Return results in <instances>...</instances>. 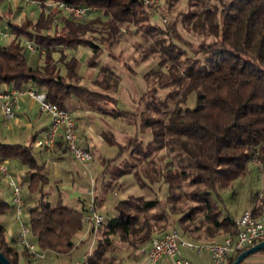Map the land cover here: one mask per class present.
<instances>
[{"label":"trees","instance_id":"obj_1","mask_svg":"<svg viewBox=\"0 0 264 264\" xmlns=\"http://www.w3.org/2000/svg\"><path fill=\"white\" fill-rule=\"evenodd\" d=\"M37 1L41 6L64 2L91 11L83 20L68 13L59 17L60 12L66 13L62 10L43 12L38 22L20 24L0 15L15 36L11 43L0 45V86L27 89L32 84L62 109L70 111V103L77 100L102 115L135 123L139 119L141 131L152 135L148 143L131 135L122 145L113 131L103 132L109 145L119 146L116 158L103 160L104 173L110 175L104 192L122 176L132 174L142 195L119 201L114 217L105 215L86 264H122L124 258L173 227L192 240L217 242L237 235L238 221L225 207L221 193L245 176L253 161H259L264 170V0H185L188 11L182 23L204 38L196 48L204 58L191 54L181 43L176 26L166 30L153 24L154 12L141 0ZM182 1L165 0L170 9ZM131 27L142 35L141 43L148 44L142 61L152 54L159 59L145 76L149 86L142 96L145 109L137 114L120 109L117 97L109 94L112 89L119 91L121 77L109 65L113 57L103 47L119 42L124 28ZM52 28L53 34L48 35L46 31ZM89 33L94 37L87 38ZM22 39L45 55L44 65L28 64ZM76 46L91 50L88 65L99 69L93 84L100 90L82 84L78 59L65 53ZM55 53L60 54L58 60ZM104 54L109 60L101 63ZM167 89L163 97L161 91ZM193 93L196 104L191 107L188 102ZM109 101L115 106L110 112ZM162 152L167 155L164 165L157 161ZM0 160L27 165L32 170L30 189L42 192L29 209L30 235L37 247L70 253L84 226V209L62 200L53 204L47 198L43 187L49 178L31 146L5 143L0 135ZM99 199L95 198L98 206L103 201ZM11 207L0 193V251L11 264H21V258L29 254L7 240L1 222ZM252 211L255 217L264 216V189L255 196ZM243 251L233 253L228 264Z\"/></svg>","mask_w":264,"mask_h":264},{"label":"rangeland","instance_id":"obj_2","mask_svg":"<svg viewBox=\"0 0 264 264\" xmlns=\"http://www.w3.org/2000/svg\"><path fill=\"white\" fill-rule=\"evenodd\" d=\"M51 4V2H49ZM42 8V9H40ZM58 7H49V5L39 7L38 4L32 3L25 0H11L8 3L7 0H0V15L11 19L12 21L20 24L23 21L30 20L32 22H38L41 18V14H55L58 11ZM188 11V5L185 0L178 3L175 8L170 9L166 4L165 0H161L159 10L154 13L152 18L153 24H158L163 29L169 30L170 25L176 26V32L182 38V44L186 47L188 46L191 50V54H196L199 58H204V54L197 53L196 48L203 42L204 38L200 37L198 34L186 30L183 26L182 19L183 14ZM60 16H64L67 13L60 12ZM6 21V19H5ZM54 32V28L51 29ZM49 30L46 32L48 33ZM8 31L4 21H0V45H7L13 40L11 36H5L4 33ZM87 38H93L94 35L89 33L86 35ZM15 38V36H14ZM142 35L135 32V28H124V33L119 36V42L113 45H104L105 54H111L112 60L109 63L110 66L115 68L116 72L121 77V83L119 91L117 93L114 90H110L111 96L117 97L118 107L120 109L128 110L133 112V114L140 113L145 109V102H143V93L147 90L148 83L146 81V74L157 67L158 57L153 55L148 58L147 61H142V53L148 48L147 43H141ZM22 46L24 47L25 57L28 64L31 67L42 66L45 63V55L40 54L39 51L30 50L27 46L25 39H22ZM187 47V48H188ZM69 58L76 57L79 61V72L83 76L82 84L88 87H92L95 90H100L98 86L93 84V81L98 75V67H90L88 62L91 58V50L86 46H76L74 48H67L64 50ZM101 57V63L107 62L109 59L106 55ZM53 57L58 60L60 58L59 53H55ZM63 70V65H61ZM64 71V70H63ZM4 85L0 86V90H4ZM169 91V89L161 91V95H164ZM27 95V94H25ZM28 96V95H27ZM77 100H72L76 102ZM189 105L193 107L196 104V94L193 93L189 97ZM75 106V104H80L87 110H92L87 104L77 101L76 103H70ZM107 110L110 112L112 108H115L112 101L107 103ZM70 111L73 113V106L69 107ZM16 112V109H15ZM74 117L77 115L74 113ZM16 116L7 121H14ZM99 124L105 127L107 130L113 131L116 135L117 141L120 144H126L127 139L131 135H138V137L148 143L152 139V135L149 132H142L140 129V120L135 123L127 118H114L112 116H100ZM5 117L0 107V135L5 143H22L28 145L30 134L27 138L14 137L12 131L5 128L4 125ZM79 135V133H78ZM99 140L98 137H96ZM79 140L80 135H79ZM82 143V141H80ZM98 155L91 162L90 170H87L80 163L74 164L72 170H63V166L54 163L53 161L47 162V168L50 174L48 182L44 185L43 190L47 194V198L56 204L60 198H62L63 203L78 207L79 203L82 201L86 206H90L95 200L98 194L102 191L104 183L110 180V175L105 174L103 158H116L119 153V146L109 145L105 141H97ZM96 142V143H97ZM97 143V144H98ZM34 153L36 157L40 159V147H34ZM39 148V149H38ZM166 153L162 152L158 154L157 161L159 164L164 165L166 159ZM70 163H67L69 165ZM6 166L9 169L10 175L4 177L0 175V193L3 199L11 203V190L9 188V180L13 179L17 185L22 188V196L27 198V209L22 215V219L28 223L29 220V209L36 205V202L42 196L41 190H32L29 187L30 180L29 176L25 177V173L19 172L16 167L14 160L6 162ZM66 168V167H64ZM57 171V172H56ZM59 172L60 177L55 174ZM159 186V185H157ZM264 189V170L261 167L259 161H253L249 164L248 173L235 180L228 188L222 191V197L224 200L225 207L234 215L236 218H240L246 209H253L254 198L257 194H260ZM83 190V192H81ZM91 191V192H90ZM94 194H93V193ZM140 196L142 195V190L135 181V177L132 174L122 176L113 187L107 192L105 196V201L100 207H97L98 211L103 216L114 217L116 213V205L119 201L128 198L129 196ZM80 197V198H79ZM24 199V198H23ZM13 209L9 211L6 215L1 218V222L6 227V238L11 241L10 230L18 231L20 224H14ZM85 214L88 213L86 209ZM84 228H86V223L84 222ZM93 238V237H92ZM90 238L86 242L85 248L90 246L93 239ZM34 242L36 239L33 238ZM96 244V242H95ZM36 245V243H35ZM19 247V246H18ZM22 251V248L19 247ZM41 260L40 262H42ZM44 262V261H43ZM21 264H37L33 262H28L24 257L20 260Z\"/></svg>","mask_w":264,"mask_h":264},{"label":"built area","instance_id":"obj_3","mask_svg":"<svg viewBox=\"0 0 264 264\" xmlns=\"http://www.w3.org/2000/svg\"><path fill=\"white\" fill-rule=\"evenodd\" d=\"M7 1L11 2V0ZM25 1L36 3L41 7L40 2L37 0ZM141 1L154 13L158 12L161 0ZM46 5L58 7L59 10L70 14L76 20L85 19L91 11L89 7L73 6L64 2H51V4L48 2ZM4 35L8 36L9 33L5 32ZM27 46L30 50H36L35 45L29 41L27 42ZM25 94L38 102L41 111L50 117L48 133L43 139L38 140L36 145L41 147L45 152L51 153L57 146L58 138H61L72 157L85 168H89L94 156L92 151L79 140L77 123L73 113L50 102L44 91L34 87L0 90V107L5 119L9 120L15 116V109ZM0 174L6 177L10 175L8 167L2 161H0ZM9 184L13 191V203L17 210V222L20 224L15 242L31 257L37 258L40 256V253L37 251L35 244L29 239L31 231L28 223L22 219L24 213L22 188L13 179L9 180ZM84 222L92 227L94 238H96L104 222V216L98 211L95 200L89 206L88 213L84 215ZM238 224L240 228L237 235L227 236L221 242L202 244L190 242L183 237L178 228L173 227L170 231L153 237L147 244L141 246L138 252L147 258V261L143 264H155L165 257L174 258V264H193L190 260L180 257V246H186L191 249L195 248L198 251L208 250L212 254L214 264H228L229 257L233 253L246 250L264 240V216L255 217L253 211L248 209L243 212L238 220Z\"/></svg>","mask_w":264,"mask_h":264},{"label":"crops","instance_id":"obj_4","mask_svg":"<svg viewBox=\"0 0 264 264\" xmlns=\"http://www.w3.org/2000/svg\"><path fill=\"white\" fill-rule=\"evenodd\" d=\"M8 3H10V2H8ZM47 34L52 35L53 31L50 29ZM9 35L14 40V35L13 34H9ZM26 42H28V41H26ZM28 86L30 88V87H33L34 85L31 84ZM4 87H5L4 89H11L12 88L9 85H4ZM76 102H71V103H76ZM71 106H73V114L75 113L77 115L76 123H77L78 133H79L80 139H81L80 141H82V144L85 145L86 147H88L92 151L93 156H94L93 159H95L96 155H98L99 143L97 141H99V140L105 141L102 135H103V132L107 131V129L105 127H103L99 124L98 119L100 116L102 117V116H106V115H102V114L95 112V111H92V110H87L86 108H84L80 104H75V106L71 104L70 107ZM15 116H16V118L14 119V121H7L5 119V121H4L5 128L12 131L14 137H16V138H20V137L21 138L22 137L27 138V135H24V133H29L31 135L30 139H29L30 143L27 146H31L33 153H34V149H35L34 147L37 146L36 142L40 139H43L48 133L49 126H50V117L46 113L41 111L38 102L32 100L27 95L22 96V98L20 99L18 107L16 108ZM96 137H98L99 140H97ZM16 144L26 145V144H22V143H16ZM37 147H39V146H37ZM40 149H41L40 150L41 151L40 152V159L38 157H36V158L38 160V163L40 165H43L44 173L48 178H50V174H49V171L47 168V166H48L47 162L48 161H53L54 163H57L58 165L63 166V170H66V169L72 170L74 168V166H73L74 164L75 165H76V163L80 164V162L76 161L72 157V155L68 152V150L66 149L65 144L61 138H58L57 146L54 148V150L51 153L45 152L41 147H40ZM34 155H35V153H34ZM104 159H109V158L104 157L103 160ZM103 160H102V162H103ZM0 161H2V160H0ZM8 161H12V160H5L2 162H4L6 164V162H8ZM14 162L16 163L15 168H17V170L19 172L24 171L25 177L29 176L28 178L30 179L32 170L27 165L21 164L18 160H14ZM67 163H70V164L67 165ZM64 167H66V168H64ZM86 169L90 170V167L86 168ZM66 172L68 173L67 170H66ZM55 175L57 177H60L59 172ZM4 177H6V176H4ZM8 185H9V188L11 190L10 191L11 192V203L10 204L12 206L11 209H13V211H14V214L13 213H11V214L14 215L13 216L14 224L18 225L19 223L17 222V210H16V207L13 203V197H14L13 191H12L9 183H8ZM103 189H104V185H103L102 191L96 197V198H98V197L101 198V199H99V202L101 200H103L101 202V205L105 201V196H106L107 192L110 190L109 189L107 192L106 191L104 192ZM81 192H83V190ZM23 198H24L23 200H24V211H25L27 209L28 200L25 197H23ZM59 200H62V198H60ZM97 204H98V201H97ZM100 206L97 205V207H100ZM77 208L79 210L84 209V211H85L86 209L88 210L89 206H86L81 201ZM11 209H10V211H11ZM246 210H248V209H246ZM102 215H104V214H102ZM236 219H237V221L239 220L238 218H236ZM9 232H10L11 237H12L11 240L15 241L17 229L16 230L11 229ZM90 238H92L93 241L90 243L89 247L85 248L86 242H88V240ZM29 239L34 244L36 243V242H34L33 237H31V235L29 236ZM187 240H189L190 242H192L194 244H202V243L208 242L205 239H200V240L187 239ZM76 241H77L76 247L70 253H56L53 251H43V250L39 249L37 247V244H36L35 246H36L37 251L40 253V256L37 258H33L29 255V257L24 256V258L29 263L33 262V263H37V264H86L88 257L93 253L95 246H96V244H95L96 238H94V233H93L92 227L88 223H86V228L83 227V229L77 233ZM213 242H216V241H213ZM217 242H221V241H217ZM19 247H21V246H19ZM22 250H23V248H22ZM179 253H180V257H183V258L190 260L193 264H214L212 254L208 250L198 251L195 248L191 249V248H188L186 246H180ZM41 260H43L44 262L43 261L40 262ZM146 261H147L146 256L140 254L137 250V251H135V253L130 258H124L122 264H143ZM155 264H174V258L165 257V258H162L160 261H158ZM241 264H264V249L248 256Z\"/></svg>","mask_w":264,"mask_h":264},{"label":"water","instance_id":"obj_5","mask_svg":"<svg viewBox=\"0 0 264 264\" xmlns=\"http://www.w3.org/2000/svg\"><path fill=\"white\" fill-rule=\"evenodd\" d=\"M264 249V240L243 251L232 264H241L248 256ZM0 263L11 264L0 251Z\"/></svg>","mask_w":264,"mask_h":264}]
</instances>
